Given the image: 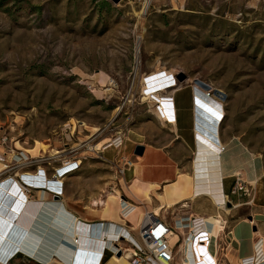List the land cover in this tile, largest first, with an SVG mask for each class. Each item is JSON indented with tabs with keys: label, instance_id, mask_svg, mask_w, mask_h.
<instances>
[{
	"label": "rangeland",
	"instance_id": "374dc122",
	"mask_svg": "<svg viewBox=\"0 0 264 264\" xmlns=\"http://www.w3.org/2000/svg\"><path fill=\"white\" fill-rule=\"evenodd\" d=\"M164 71L183 86L176 93L183 136L175 140V120L165 122L155 99L142 89L149 75ZM196 88L224 111L222 142L227 147L239 142L264 169V0H0V136L34 157L40 142L49 150L38 156L65 150L70 159L81 160L71 176L116 179L114 163L122 154L106 143L92 151L87 143L118 130L126 135L124 145L139 134L147 144L171 146L183 172L191 173ZM107 149L117 151L114 158L110 151L105 153L110 160L105 158ZM239 172L247 195L230 194L232 205L243 198L248 204L256 192L248 173ZM121 183L130 195V185L122 178ZM187 186V180L167 186L166 199L178 198V187ZM212 204L198 197L182 203L181 210L210 209L217 216L201 217L219 225L223 214H229V224L237 218L230 217L232 207L218 210ZM176 207L159 215L173 223ZM175 250L174 264H182L185 249Z\"/></svg>",
	"mask_w": 264,
	"mask_h": 264
},
{
	"label": "crops",
	"instance_id": "0c3cea01",
	"mask_svg": "<svg viewBox=\"0 0 264 264\" xmlns=\"http://www.w3.org/2000/svg\"><path fill=\"white\" fill-rule=\"evenodd\" d=\"M181 88L183 86L169 92L170 95L172 94L171 98L176 111L175 126L171 125L172 132L176 133L173 140L183 136L179 133L181 103L176 100V93ZM167 106L169 107V104ZM234 143V146H231L230 158L225 161L224 166H221L223 192L229 193L231 186L229 178H232L238 170L247 172L249 180H254L253 185H256V192L248 198L251 204H249L250 202L246 204L243 201L244 198L238 199L239 202L233 203V206L230 203L229 207H232L229 209L232 211L230 217L237 216L232 223L229 224V214L221 216L220 230L223 223L226 228L222 233H219L220 230L218 231L217 236L219 235V237L216 236V240L213 242L215 244L213 255L218 264H241L242 260L254 256L259 240L264 245V184H260V180L264 177V169L254 155L246 152L239 142ZM138 144L144 145V152L140 156L134 155L135 146ZM108 151L113 153V158L117 154V151L107 149L104 155ZM119 153L133 157L134 160L133 165L124 172L122 177H117V180L101 181L99 177L80 178L68 174L64 178V192L61 196H53L40 190L33 192L37 200H43L36 209L25 204L17 212L19 210L17 206L11 204L15 199L10 201L11 205H8V199L16 198L18 195L15 187L12 188L14 197L5 195L4 201H2L3 195H1L0 214L4 219L3 222L7 228H12V224L16 226L14 230L20 233V238L17 239L15 234L13 238V240L16 238L15 242H12L18 247H24L23 250L19 249L7 264H72L75 258H77L76 264H130L124 257H118L112 253L109 241L105 245L106 233L114 230L115 226L113 225H118L122 221L130 222L135 227L143 211H152L160 204L155 193L152 192L153 190L150 193L151 202H147L141 196L142 188H144L143 183L157 184L159 187L156 191L161 192L169 185L177 184L178 186V177L185 172H183L184 165H182L181 157L176 156V152L171 146L147 144L139 134L128 136L127 142L119 150ZM105 158L110 160L106 155ZM230 161H233L234 166H231L232 162ZM3 167L4 164L0 162V170ZM121 178L125 184L136 187L141 192L137 196L126 194ZM226 180H228L227 188ZM190 183L188 181V186L183 191H180L178 187V198L167 200L166 194L162 197L165 201L176 203L188 196ZM115 187L127 203H133L139 207V210L135 208L134 211L130 212L125 220L121 216V202L116 206V209L114 207L112 216H105L104 202L107 195L104 194L105 190L107 188L114 190ZM186 201L188 203L190 200L186 199ZM178 205L181 207H176ZM178 205L168 207L165 210L176 207L177 209L174 210L175 220L207 215L217 216L215 211L210 209L204 211L202 208L197 209V207L194 212L188 214L189 212L181 210L186 206H182L181 203ZM28 206L30 213L26 212L28 214L24 215L28 217V220H24L21 224L19 220H21ZM5 207H8V210ZM159 216L161 217V215ZM169 224L174 226L175 222L169 221ZM210 225L212 227V224ZM73 237L79 238L77 245L73 243ZM259 264H264V262Z\"/></svg>",
	"mask_w": 264,
	"mask_h": 264
},
{
	"label": "built area",
	"instance_id": "2783aa9c",
	"mask_svg": "<svg viewBox=\"0 0 264 264\" xmlns=\"http://www.w3.org/2000/svg\"><path fill=\"white\" fill-rule=\"evenodd\" d=\"M161 74L163 76L159 78L163 77L161 83L164 84L160 90L166 92L176 89L174 88L177 85L176 79L172 75ZM222 118L223 115L220 117L219 122ZM174 119H176V111L174 104H172L170 116L165 122L170 124V120ZM125 140V133L122 130H118L103 145L105 147L112 146L119 151L123 147ZM13 146L12 140L6 134L0 136V161L4 164V167L0 170V189L16 188L18 195L16 198H9L8 205H16L19 209L17 212L26 203L36 209L37 205L43 202V200H37L34 197L33 192L35 190L48 192L53 196H61L64 192V178L68 174L78 171L81 167V160L78 158L70 159L68 154H64L66 153L63 152L65 150L61 151L63 154H55L57 155L55 157H53L54 155L33 157L22 150V148L16 149ZM99 149L95 151L100 152ZM133 162L131 158L121 155L114 163L118 177H122L124 172L133 165ZM52 164L56 165L53 166ZM239 174L240 172H237L232 176L234 183L229 189V194L225 193L227 200L223 203L224 206L230 203V194L239 195V193H243L247 195L248 189ZM53 185L56 186L53 187ZM249 185L252 186L251 184ZM5 195H3L2 201H4ZM10 201H12L11 204ZM120 202L122 204L121 216L125 220V217L135 210L136 205L127 203L123 197ZM5 208L8 210V207ZM2 210H4L3 207ZM2 220L4 219L0 218V222ZM174 222L175 225L172 226L164 217L162 218L155 215L152 211L145 210L140 214V219L135 227L126 221L113 225L115 229L108 234L106 233L104 243L106 245L109 241L112 253L117 256V253L120 252V257H124L130 264H174L178 252L175 250L177 246H183L185 250H189L192 243L193 246H196L197 242L204 243L210 237L209 235H198V230L201 228L205 230L206 227L208 231L211 230V227L208 226L209 224L202 218L188 217L187 219L174 220ZM204 223H206V227L203 226ZM12 226L15 225L12 224ZM225 228L226 225L223 223L219 233L224 232ZM173 233L177 235V240L171 244L170 236ZM17 252L18 246L12 244L11 241L0 246V264H7L12 258H9V256L12 254L14 256ZM189 259V257L185 256L182 264L189 262ZM262 262H264V245L259 240L256 244L254 256L242 260L241 264H259ZM216 263L218 264L217 260Z\"/></svg>",
	"mask_w": 264,
	"mask_h": 264
},
{
	"label": "bare ground",
	"instance_id": "6f19581e",
	"mask_svg": "<svg viewBox=\"0 0 264 264\" xmlns=\"http://www.w3.org/2000/svg\"><path fill=\"white\" fill-rule=\"evenodd\" d=\"M162 73H164L166 76H170L169 72L164 71ZM161 76L163 75L160 72H156L149 75L145 79L142 89L143 90L147 89V93H145L146 95L145 97L155 99V101L158 104L160 115L162 114L161 117L164 120H167L168 117L170 116V111L173 104L171 98L172 94L171 95L164 94L165 92L160 90L164 84L161 83L163 77L159 78ZM174 88L176 89H172V91L179 89L180 86L177 84ZM194 97H195L194 122H195L196 142H195V149L193 151V160L191 163V174L184 173V174H180L178 177V182L182 180H187L191 182L189 186L190 192L188 196L180 199V201L178 200V202L175 203L173 201L164 200L162 195L166 194L167 192L165 189H162L161 192L156 191V189L159 187L157 184L143 183L144 188H142V192L140 189L133 186H129L128 188L130 195L137 196L141 192L142 193L141 196H143L145 200H150L151 199L150 193L152 190H155L156 198L160 201V204L157 207H155L152 212H154V214L157 216H159V214H161L162 211H165L168 207L175 206L180 203L187 204V202H185L186 199L190 201H194L198 197H207L213 202V204L217 207L218 210L225 209L223 203L226 202L227 195L223 192V187H222L223 174L221 173V166H224L225 161L228 159V158L226 160L224 159V154L228 152L230 153V149L232 150V147H227L222 142L220 137V125L222 123L223 118L221 119L220 122L219 119L220 117H222V115L224 116V111L220 112V107H218L220 105L216 103L214 100H212L209 97L208 93H206L203 89L201 90L199 88H196V94H194ZM167 104H169L170 106L168 107ZM119 110L120 109H116L115 113L119 112ZM174 120H170V121H174ZM108 141L109 139H105L104 141L92 145L88 142L87 146L88 149L95 151L101 148L103 144ZM48 147L49 146L46 143L40 142L39 145L36 146V148H34V150L39 153L38 155H41V153L47 152ZM57 153H61V151L53 152V154H57ZM229 156H231V154H229ZM239 171L240 170H238L237 172ZM250 182H252L253 185L254 180H250ZM55 186L56 185H53V187ZM13 192L14 191L12 190V188L0 189V196L6 194L14 197ZM121 197H122L121 193L118 189L106 195L104 202L105 216H112V214L114 213V207L116 209V206L122 200ZM26 205L29 204L26 203ZM29 206L27 209H25L26 211L21 217V220H19L21 224H23L24 220H28V217L24 215L28 214L26 212L30 213L31 206L30 208ZM136 209L139 210V207L136 206ZM0 218L2 219L1 214H0ZM198 218H202L206 223L209 224L208 225L209 227L211 226L210 224H212L210 231L207 230L206 223H204L203 225L206 227L205 230H203V228L198 230L199 231L198 235L201 236L209 235L210 239H208L204 243L197 242L196 246H193L192 243L189 250L184 251L185 252L184 257L186 256L190 258L189 262H185V264H217L215 256L213 255L214 254L213 248L215 245L213 242H215L217 233L220 230V225H219L220 221L210 220L209 217L204 218L200 216ZM4 224L5 223L2 220V222H0V246H3L7 241L12 242L16 238L17 239L20 238V233L15 232V230L11 231V228H7L6 224L5 226ZM15 234H16V238L13 240ZM174 239L177 240V235L175 233H173L170 236V242ZM203 239H205V237H203ZM72 241L74 244L77 245L79 238L73 237ZM76 245L75 247H77ZM19 249L23 250L24 247L19 246L18 250Z\"/></svg>",
	"mask_w": 264,
	"mask_h": 264
},
{
	"label": "water",
	"instance_id": "95a60500",
	"mask_svg": "<svg viewBox=\"0 0 264 264\" xmlns=\"http://www.w3.org/2000/svg\"><path fill=\"white\" fill-rule=\"evenodd\" d=\"M114 2H118L119 0H113ZM178 80H183L184 79V75H179L178 77ZM143 152H144V145L143 144H138V145H136L135 146V149H134V155H136V156H140V155H142L143 154ZM228 206H230V203H228L227 204ZM12 230H14V226H12V228H11V231ZM10 231V232H11ZM8 233V232H7ZM120 255H121V253L120 252H118L117 253V256L118 257H120Z\"/></svg>",
	"mask_w": 264,
	"mask_h": 264
}]
</instances>
